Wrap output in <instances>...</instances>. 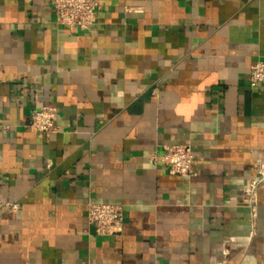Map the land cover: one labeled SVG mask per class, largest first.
I'll return each instance as SVG.
<instances>
[{
    "label": "crops",
    "instance_id": "obj_1",
    "mask_svg": "<svg viewBox=\"0 0 264 264\" xmlns=\"http://www.w3.org/2000/svg\"><path fill=\"white\" fill-rule=\"evenodd\" d=\"M100 3L81 31L52 0H0V200L20 204L0 264H264V0ZM41 105L58 131L28 124ZM174 143L191 176L150 161ZM90 201L121 204V232Z\"/></svg>",
    "mask_w": 264,
    "mask_h": 264
},
{
    "label": "built area",
    "instance_id": "obj_2",
    "mask_svg": "<svg viewBox=\"0 0 264 264\" xmlns=\"http://www.w3.org/2000/svg\"><path fill=\"white\" fill-rule=\"evenodd\" d=\"M55 22L69 25L81 31L90 30L97 23L100 0H52ZM127 10H136L127 7ZM264 82V61L257 60L251 65L250 85L256 87ZM57 108L53 105L37 106L31 113L28 124L39 131H58L56 125ZM8 127V126H7ZM150 161L163 164L172 174L191 176L195 163V153L192 145L187 143L167 144L163 153H150ZM264 181V169L259 170L258 176L248 188L253 218L257 216L256 190ZM18 202L0 200V214L3 210H18ZM88 219L100 235H113L121 232L124 221V211L121 204L111 202L90 201L88 203ZM225 255L228 252H224ZM219 264H227L226 260Z\"/></svg>",
    "mask_w": 264,
    "mask_h": 264
}]
</instances>
